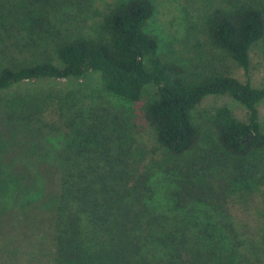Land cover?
<instances>
[{
    "label": "trees",
    "instance_id": "1",
    "mask_svg": "<svg viewBox=\"0 0 264 264\" xmlns=\"http://www.w3.org/2000/svg\"><path fill=\"white\" fill-rule=\"evenodd\" d=\"M96 2L0 0L5 48L9 33H19L39 51L35 36L65 19L64 11L93 12L89 32L56 41V61L0 62V264H241L227 199L250 172L247 159L264 152V85L160 56L158 37L147 31L154 0H108L93 9ZM202 17L209 44L249 73L264 10L248 0H207ZM92 75L117 98L145 100L162 161L144 168L127 122L85 105L77 88L27 89ZM209 96L240 103L246 120L229 106L199 111ZM48 126L63 130L62 140L45 134Z\"/></svg>",
    "mask_w": 264,
    "mask_h": 264
},
{
    "label": "rangeland",
    "instance_id": "2",
    "mask_svg": "<svg viewBox=\"0 0 264 264\" xmlns=\"http://www.w3.org/2000/svg\"><path fill=\"white\" fill-rule=\"evenodd\" d=\"M97 1L93 9L97 7L103 9L104 4L108 2V0ZM248 1L264 10V0ZM154 2L156 10L148 23L147 31L158 37L160 56L166 60L177 61L189 70L199 67L204 70L228 71L242 82H250L255 87L264 85V38L253 47L251 68L249 73H246L231 58L209 44L204 27V17H202L207 0H154ZM63 13L65 19L59 23L54 22L49 27V31L34 35L43 46L39 51L30 43L25 44V40L21 41L24 38L23 35L9 33L10 37L8 35L6 38L9 39L8 45L11 46L9 48L0 46V62L7 63L6 59L11 57L16 61L28 63L31 60L39 59L36 56L40 55L45 58L49 56L56 61L54 54L56 41L68 32H72V34H77L82 30L89 32V27L93 23L92 10L85 14V12H80L79 5ZM1 49H8L11 52L5 54ZM66 87L80 90L79 92L87 98L84 100L85 105L93 102L97 104L98 112L101 109H106L111 115L115 114L127 122L131 148L134 149L133 154L140 160L144 168L149 167L152 163L160 162L166 157L156 140L154 131L144 118L145 100L133 103L115 97L105 90L98 75L90 76L85 82L73 81L68 85L52 83L47 88L46 85L32 84L27 89H32V92L38 94L52 91L56 95L57 92L64 93L65 91L60 89ZM48 89L49 91H47ZM221 106H229L239 119L246 120V109L229 97L209 96L204 99L198 110H212ZM259 112L264 130V101L259 105ZM43 118L44 122H49L48 116ZM51 121L60 127L54 118H51ZM52 122L50 126L53 124ZM50 126L47 127L45 134L56 135V138L60 136V139L62 136L64 137L63 130L59 134L58 131L48 130ZM246 162L252 164L249 168L250 172L246 171L245 177H239V187L236 188L235 193L229 195L227 199L228 214L225 221L237 230V241L242 243L240 246L243 255L241 264H264V152L253 155ZM243 183H250L251 186L243 187Z\"/></svg>",
    "mask_w": 264,
    "mask_h": 264
}]
</instances>
